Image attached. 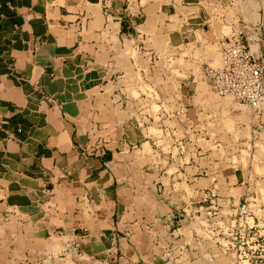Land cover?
<instances>
[{"label":"crops","instance_id":"1","mask_svg":"<svg viewBox=\"0 0 264 264\" xmlns=\"http://www.w3.org/2000/svg\"><path fill=\"white\" fill-rule=\"evenodd\" d=\"M204 3L0 0V264L39 257L65 264L48 257L62 254L70 240L79 245L77 264H179L167 257L169 247L155 243L148 216L129 206L127 190L162 189L158 177L167 170L155 156L176 165L173 179L182 173L160 151V135L145 127L137 75L168 77L163 56L171 48L195 54L227 36L226 19L210 15ZM204 55V62L217 58ZM184 91L187 115L195 118L192 108L208 93L198 85ZM130 148L150 152L139 166L120 163ZM131 169H139L138 182L128 177ZM190 177L194 191L211 185H198L206 176ZM169 210L155 222L170 220L163 232L172 234L182 220ZM12 215L17 222L6 223ZM178 248L174 253L187 256L182 264H200L203 251Z\"/></svg>","mask_w":264,"mask_h":264},{"label":"rangeland","instance_id":"2","mask_svg":"<svg viewBox=\"0 0 264 264\" xmlns=\"http://www.w3.org/2000/svg\"><path fill=\"white\" fill-rule=\"evenodd\" d=\"M204 5L210 15L218 12L226 19L225 35L229 36L235 28L241 30L244 36L251 38L252 44H257V52L264 57V0H205ZM203 45L205 47L201 48L199 52L196 51L195 54H189L183 48L179 51L171 48L163 56V63L165 68L169 69V75L163 79L158 78L163 95H171L177 89L179 95H182L184 90L187 92V89L193 88L194 85L195 87L198 85L203 90L202 96L208 93V97L204 99V105H197L196 111L192 108L191 114H194L195 118L189 114L186 115L193 123L192 128L187 131L195 134V140L198 142L188 141L185 152L170 159H175L174 163L177 160V166L182 167V173L179 176L175 173L174 179L172 172L177 168L176 165H172V161L167 162V158L155 156V164L159 160L158 166L162 165V170H167L166 173L161 172L158 177L160 182L163 180L161 182L164 184L162 189L155 191L148 187L127 190L129 196L134 198V202L129 206L132 212L138 216L141 214L148 216V223L151 224H148V230L155 232V235L153 234L155 243L161 247H169L167 257L173 260L172 256H176L179 259V264H182L187 261L186 254H176L174 250L176 251L179 249L178 246L186 244L195 245L190 235L193 225L189 221L192 203L197 201L200 196L190 186V176L191 174L206 176L207 178L201 179L198 185L211 184L206 188L212 190L215 194V201L220 203V205H213L212 210L221 211V213L213 215H219V217L212 218L211 233L198 240L200 246L205 245L202 247L203 249L206 244H209L213 249L211 252L206 251V253L198 254L201 258L199 259L200 264H235V254L232 250H225V252L218 249L221 247L220 242L223 241L221 238L223 236L218 232L219 222L226 214L228 224L225 228L228 230L234 228V232L239 229L241 237H243H238L235 240L233 238L235 235H228L230 242H234L238 246L254 235V239L249 245L254 246L255 250L254 247L250 250H243L244 260L249 259L244 264H264V240L259 237L260 234L264 236V110L260 108L254 111L247 106H239L232 97H220L210 91L203 82L196 81L197 72L204 62L202 58L204 54V56H217V61L215 60L213 65L218 66L221 63L218 42ZM178 52L181 54L178 55ZM173 54H176V57ZM185 54L189 57H185ZM180 81H184L181 84L182 87ZM184 83L189 84L187 88L184 87ZM190 84L192 85L190 86ZM150 129L153 132L156 131L154 127ZM181 129L186 131L183 130V127ZM163 143L165 144V142ZM196 148L198 150L201 148L202 152L197 153ZM123 151L119 156V162H127L135 167L139 166L140 162L143 163L146 160V153L150 152L145 148L143 150L130 148ZM151 160L153 158L148 159V161ZM150 164L152 165V163ZM205 171H207V175L200 174ZM139 172V169H131V176L128 177L131 178V181L138 182ZM170 206L171 208H169ZM169 209L179 214L182 220L179 226L172 228V234L169 233V228L165 233L163 232L164 227L171 225L170 220L164 221L160 226L159 221L155 222L156 214H167L171 211ZM235 217L238 222L234 221ZM8 222L16 223L17 216H10L6 223ZM9 228L13 232L16 230L14 226ZM181 230L185 231L189 238L180 239ZM248 232L249 235H247ZM66 260L67 264H77L75 257H71V255ZM98 260H93L89 264H102Z\"/></svg>","mask_w":264,"mask_h":264},{"label":"built area","instance_id":"3","mask_svg":"<svg viewBox=\"0 0 264 264\" xmlns=\"http://www.w3.org/2000/svg\"><path fill=\"white\" fill-rule=\"evenodd\" d=\"M251 38L244 36L241 30L235 28L231 34L218 41L221 63L220 65H213V62H203L196 75V81L203 82L210 91L216 93L220 97L230 96L236 100L239 106H247L256 111L260 109V106L264 104V57L257 51H252ZM137 83L144 89L142 96L146 100L147 105L145 111V127L149 133L153 131L151 127L155 128L156 134L160 135V138L165 142L164 149H160L161 152L167 154L170 159H173L175 155L185 152L188 141L195 140V134L189 133L187 130L192 128L193 123L189 121L187 115V107L182 100V96L179 95L178 89L176 94L173 92L171 95H163L160 82L152 72H139L137 75ZM127 99L125 100V102ZM181 127H183L182 131ZM161 142L162 144H164ZM197 149V148H196ZM201 149V148H200ZM196 150L197 153H201V150ZM207 175V171L200 172V174ZM195 193L200 196L197 201L192 203V212L190 217V224L192 228L190 235L192 241L195 243L192 247L196 252L206 253L211 252L213 249L209 244H206L205 249L198 243L199 238H204L211 233V220L213 216L220 214V212L213 211V205H220L214 198V193L210 188L197 189ZM211 205V207H210ZM211 208V210H210ZM231 215V214H230ZM228 216L223 215L221 222H219V231L223 237L220 242L221 247L219 250H232L235 254V264H244L249 259L244 260L243 250L253 249L254 246H250L249 243L254 239V235L243 242L241 245H235L234 242H230V236L235 240L241 237V231L234 232V228L228 230L225 226L228 224ZM234 221L238 222L237 217ZM182 235V233H179ZM249 235V232L248 234ZM178 236V235H176ZM245 236V235H244ZM261 240H264V236L259 235ZM257 239V238H256ZM198 243V244H197ZM246 243V246H244ZM78 243L75 240L68 241L66 247L63 249L62 254L52 255L48 257V260L55 259L57 256L68 258L76 257L78 253ZM255 250V247H254ZM226 252V251H225ZM237 255V256H236ZM45 258L39 257L36 261H30L29 264H46ZM67 264V260L65 261ZM252 264V263H248Z\"/></svg>","mask_w":264,"mask_h":264},{"label":"bare ground","instance_id":"4","mask_svg":"<svg viewBox=\"0 0 264 264\" xmlns=\"http://www.w3.org/2000/svg\"><path fill=\"white\" fill-rule=\"evenodd\" d=\"M252 51L253 52H256L257 51V44H252ZM260 108H263V110H264V104H262L261 106H260Z\"/></svg>","mask_w":264,"mask_h":264}]
</instances>
